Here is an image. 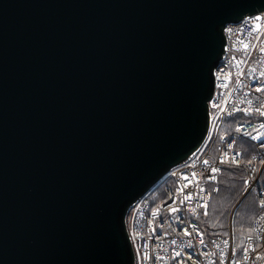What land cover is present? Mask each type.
Returning a JSON list of instances; mask_svg holds the SVG:
<instances>
[{"label": "water", "instance_id": "1", "mask_svg": "<svg viewBox=\"0 0 264 264\" xmlns=\"http://www.w3.org/2000/svg\"><path fill=\"white\" fill-rule=\"evenodd\" d=\"M264 0H0V264H135L130 206L206 138L224 27Z\"/></svg>", "mask_w": 264, "mask_h": 264}, {"label": "built area", "instance_id": "2", "mask_svg": "<svg viewBox=\"0 0 264 264\" xmlns=\"http://www.w3.org/2000/svg\"><path fill=\"white\" fill-rule=\"evenodd\" d=\"M223 33L226 44L214 71L205 140L195 154L166 174L172 187L165 189V198L154 204L143 196L127 212L135 264H264V191L258 194L251 230L238 243L231 227L224 237H207L199 223L219 171L239 164L237 141L257 135L254 146L264 153V115L256 111H264V90L256 91L264 89V12L227 24ZM214 131L222 138L218 153L207 146ZM261 163L262 168L264 158Z\"/></svg>", "mask_w": 264, "mask_h": 264}, {"label": "rangeland", "instance_id": "3", "mask_svg": "<svg viewBox=\"0 0 264 264\" xmlns=\"http://www.w3.org/2000/svg\"><path fill=\"white\" fill-rule=\"evenodd\" d=\"M257 135H252V138H247L243 140L237 141L235 145V149L237 151H240V158H239V164L233 165V166H227L230 169H237L241 170L244 173L245 179L242 182V186L240 189V186H238V191L233 197H229L225 202L221 203L222 198L218 200L220 195V189L219 186L221 184V173L222 169L219 171L217 176V181L209 187L211 191V200L203 213L201 217V223L209 217V214L217 212V210H221L222 212V225L221 227L217 226L216 224L209 225L213 229H216L219 227L220 231H217L216 233L219 235H226L228 233V228L232 227L231 221H233L235 213L238 209H240V212L238 214V217L241 219V221H245V219L248 220V225L244 224L241 225L238 232L237 241L240 242L243 238V236L249 232L250 226L252 224V221L254 217L256 216L258 212V205H257V199L259 192L264 191V175L262 174L264 172V166L261 168V161L264 158V153H261L260 150H257L254 146V141L256 139ZM212 141V145H211ZM240 141H243L240 143ZM222 143V138L220 135H218V131L211 132L209 135V142L207 146L210 145L211 153H218V148L220 144ZM259 173V175H258ZM258 175V177H257ZM256 179V182L253 186L250 187L251 183ZM222 183H225L224 181ZM171 188L172 183L169 180L168 176L163 180H161L158 185L155 187V189L151 190L144 196L145 199L153 201L154 204H157L160 200L165 198V189ZM240 190V192H239ZM239 192V193H238ZM245 197V198H244ZM142 198V199H144ZM244 198V199H243ZM243 200V202H241ZM241 203V204H240ZM250 210H253L250 212ZM130 216V214H129ZM129 218V217H128ZM233 231V230H232Z\"/></svg>", "mask_w": 264, "mask_h": 264}, {"label": "trees", "instance_id": "4", "mask_svg": "<svg viewBox=\"0 0 264 264\" xmlns=\"http://www.w3.org/2000/svg\"><path fill=\"white\" fill-rule=\"evenodd\" d=\"M241 142H243V141H240V143ZM229 167L224 166L222 168V173H221V177H220L221 178L220 179L221 180V184L219 186V189L221 191H220V195H219V198H218V200H220V198H222V201L220 200L221 203L225 202V200H227L229 197H233L238 191V186H240V189H241V186H242L241 184H242V182L245 179L243 171L237 170V169H230ZM262 174L264 175V172ZM223 181L225 183H222ZM239 192H240V190H239ZM241 202H243V200ZM252 211L253 210H250V212H252ZM240 212H243V211H240V209H238L236 211V213H235L233 221H231V224H232V227H233L232 228L233 236H234V239H235V241L237 243H238L237 237H238V232H239L238 228H240L241 225H244V224L248 225V220L247 219H245V221L244 220L241 221V219L238 217V214ZM201 217L199 219V223H200L201 229L203 230V232L205 233V235L207 237H224V236L227 235V234L226 235H219V234H217L215 232L216 229H217V231H220L221 228L219 229V227L223 226L222 225V219H221V217H222L221 210H217V212L209 214V217L204 221V223H203V221L201 223ZM212 224H216L219 227L216 228V229H213L212 227L209 226V225H212ZM250 230H251V226H250ZM250 230H249V232H250ZM249 232H247L245 235H247ZM244 236H243V238H244Z\"/></svg>", "mask_w": 264, "mask_h": 264}, {"label": "snow or ice", "instance_id": "5", "mask_svg": "<svg viewBox=\"0 0 264 264\" xmlns=\"http://www.w3.org/2000/svg\"><path fill=\"white\" fill-rule=\"evenodd\" d=\"M256 19L258 20L260 18H256ZM255 27L257 28V30L259 29V25L258 24L255 25ZM247 47H248V44L247 43H244L243 44V48L244 49H247ZM261 51L264 52V49H261ZM262 75H264V74H262ZM228 78H230V74H229V77ZM261 90H264V89H262V88H257L256 89V91H261ZM256 111L259 112L260 115H264V111H260V109H257ZM262 127H264V125H262ZM237 130H239V129H237ZM205 163L207 164V161H205ZM212 171H217V169L214 168V169H212Z\"/></svg>", "mask_w": 264, "mask_h": 264}, {"label": "bare ground", "instance_id": "6", "mask_svg": "<svg viewBox=\"0 0 264 264\" xmlns=\"http://www.w3.org/2000/svg\"><path fill=\"white\" fill-rule=\"evenodd\" d=\"M204 143H205V142H204ZM196 150H197V149H196ZM197 151H198V150H197ZM197 151H196V152H197ZM196 152H195V153H196ZM195 153H192L191 156H192L193 154H195ZM191 156H189V158H190ZM170 171H171V170H170Z\"/></svg>", "mask_w": 264, "mask_h": 264}]
</instances>
